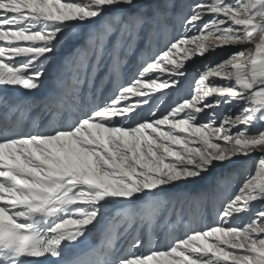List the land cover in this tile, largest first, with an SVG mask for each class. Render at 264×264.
Masks as SVG:
<instances>
[{"label": "snow or ice", "instance_id": "snow-or-ice-1", "mask_svg": "<svg viewBox=\"0 0 264 264\" xmlns=\"http://www.w3.org/2000/svg\"><path fill=\"white\" fill-rule=\"evenodd\" d=\"M172 17L185 31L133 79L103 103L67 102L81 76L118 70L125 45ZM65 46L42 119L22 125L15 112L32 109L12 90H38ZM226 48L183 95L187 64ZM165 91L177 93L165 111H140ZM0 108L13 112L0 122V264H264V0H0ZM214 171L218 219L141 251L146 231L168 227L159 194ZM110 207L104 242L70 254Z\"/></svg>", "mask_w": 264, "mask_h": 264}, {"label": "bare ground", "instance_id": "bare-ground-1", "mask_svg": "<svg viewBox=\"0 0 264 264\" xmlns=\"http://www.w3.org/2000/svg\"><path fill=\"white\" fill-rule=\"evenodd\" d=\"M184 3H190L191 0H183ZM185 31L179 18L172 17L167 21V27L161 30L149 31L141 33L139 37L131 42V45H125V51L120 57V68L116 71H112L107 64L101 65V69L94 71L90 75L88 83L83 82V76H81V83L77 85L73 90L69 87L67 102L74 104L79 108L91 106L96 103H103V101L109 97L116 86L121 83H127L134 78V73L141 65L142 61L148 59L154 54H157L165 45L173 38ZM235 49H218L216 53L210 55V59L202 60L199 68L190 70V65H187V75L181 81V93L187 95L190 92L189 86L194 84V79L198 78L195 73L197 70L204 66L209 61H218L225 58L229 52ZM68 47L59 48L54 54V64L49 66L44 78L48 80V87L52 88L53 81L57 78L56 66L64 62L67 56ZM66 71L68 69H65ZM195 87V84H194ZM193 87V89H194ZM185 88V89H184ZM176 92L165 91L159 95L152 103L146 105L140 109L142 113L147 115L151 110L159 109L160 112L165 111L173 100L176 99ZM44 99L33 97L29 100L30 107L32 109L31 114L28 111V119L32 125L40 122L42 119V108H38L37 105H41ZM225 113V106H221L217 109V114L222 115ZM258 162V154H254L236 169L232 178V184L236 185L243 181L244 177L249 172H254V165ZM216 172L204 181L183 185L177 190H171L165 193L159 194L160 199L168 201V207L164 214V224H168V227L161 231L158 227L154 232L146 231L142 238L144 245L141 251L160 244H165L169 239L176 236H183L189 228H202L204 225H212L215 220L218 219L217 205L222 199L224 194L223 189H214V178ZM234 190V189H232ZM132 207V206H127ZM258 208V204L253 205V211ZM119 211L117 208L110 207L109 212L101 217V223L97 224L95 228H92V236L89 239L81 241L80 244L73 246L70 250V254L84 252L89 254L105 240V223L111 219V216ZM251 213L249 214V216ZM244 217L242 219H247ZM171 219V223L168 221ZM233 223H236L234 221ZM124 250H128V246H124Z\"/></svg>", "mask_w": 264, "mask_h": 264}, {"label": "rangeland", "instance_id": "rangeland-1", "mask_svg": "<svg viewBox=\"0 0 264 264\" xmlns=\"http://www.w3.org/2000/svg\"><path fill=\"white\" fill-rule=\"evenodd\" d=\"M210 56H206V57H204V58H197V59H195V60H193V61H190L188 64L190 65L189 67L191 68L190 70H192V69H195V68H199V65L203 62L202 60H205V59H208ZM210 59V58H209ZM187 64V65H188ZM196 74V73H195ZM193 87H194V84H191L190 86H189V89H190V91L193 89ZM185 89V88H184Z\"/></svg>", "mask_w": 264, "mask_h": 264}]
</instances>
